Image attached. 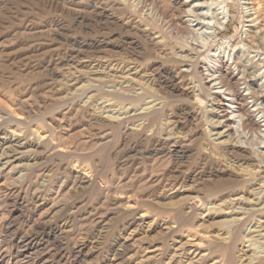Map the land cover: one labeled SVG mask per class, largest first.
<instances>
[{
    "label": "rangeland",
    "instance_id": "obj_1",
    "mask_svg": "<svg viewBox=\"0 0 264 264\" xmlns=\"http://www.w3.org/2000/svg\"><path fill=\"white\" fill-rule=\"evenodd\" d=\"M243 2L0 0V143H25L0 168V264H264V127L218 140L206 76L233 55L246 105L264 110ZM182 59L196 73L181 77Z\"/></svg>",
    "mask_w": 264,
    "mask_h": 264
},
{
    "label": "bare ground",
    "instance_id": "obj_2",
    "mask_svg": "<svg viewBox=\"0 0 264 264\" xmlns=\"http://www.w3.org/2000/svg\"><path fill=\"white\" fill-rule=\"evenodd\" d=\"M185 3H186V1L183 2V4H185ZM242 4H243V6H244V8H245V10L247 12L246 15H245V17H247V20L245 22H251L252 24H255L256 25L255 27H256V29L258 28L257 31H259L258 37L261 38L260 40H262L264 42V27L261 24V21L262 22L264 21V0H248V1L247 0H244V2ZM199 6H201V5H198L197 7H199ZM193 8H196V6L193 7ZM188 10L190 11V9H188ZM199 10L200 9H197L196 8L195 11H194L195 14L193 13L192 15L199 16V14H198L199 13L198 12ZM200 14H202V13H200ZM228 19H229V11H228L227 3H221V4H219L218 7H217V12H216V21H217V27L216 28H218V29L220 27L225 28V24L227 23ZM194 21H196V20H194ZM198 21H199V19H198ZM252 24L251 25L250 24L243 25V26L248 27V26H252ZM193 26L195 27V26H197V24L196 25H190L191 28H193ZM217 36H218V31L216 29L213 32L209 33L208 39H210L212 42H216ZM255 37H256V39L258 38L257 36H255ZM247 42H249V41L247 40ZM214 44H216V43H214ZM183 59L182 60H179V62H178L181 67H184V70H181L180 73H179L181 75V77H185V76H187V75H189L191 73H196V71H197V69L199 68V65H200L199 62H194V61L192 62V60L190 61L188 59H186V60H183ZM232 59H233V55H230L229 56V54H228V57H227L226 60H224V58H222V57L220 58V56L219 57L217 56L216 59H214L212 57H209V59H208L209 60L208 61V65L206 66L207 67V69H206V76L208 77V82L211 83L210 84L211 85V88L214 90L213 91V94L215 96L214 99H217V101H216L217 104H216V110L215 111L219 114V118H221L220 120L218 119L215 122V123H217V127L218 128H222V131L217 132L216 134H214V135H216L218 137V140L220 138H223V137H228L227 139H229V138H231L230 135H233L234 133H236L235 135H237V136L238 135H242V134L244 136L245 135L244 132L258 130L260 128V126H263L264 127V110H261L256 103L255 104L257 106L254 105L255 108H252V109H250V107L248 108V106L246 105L247 104V102H246V99H247L246 96H247L248 93H243V91H240L241 89L238 87L239 84H237V77H236V74H235L236 71H233V69L231 67L232 65H235L234 66V69H235V67H237L239 63L238 62H234L235 60L232 61ZM187 60L190 61V62H188ZM239 65H241V64H239ZM236 70L239 71L238 68ZM205 80H207V78ZM180 89H179V92L181 94H184V95L185 94H188V92H187L188 89L187 90L185 88H183V89L180 88ZM203 92H204V90H203ZM258 98H259V94H258ZM261 98H263V97H261ZM254 106H252V107H254ZM256 111L260 115L259 116V119H255L254 118L253 113L256 112ZM251 137L253 138V136H251ZM236 142H237V140H236ZM221 143L224 144V148L225 149L228 148L229 149V152L232 153V154L233 153H236L238 151H241L242 148H243L241 145H239V144L236 145L235 143H231V142L230 143H227V142L225 143V141H223ZM24 144H23V142H21L19 139H16V138L15 139L12 138L10 140H7L5 143H0V168L2 170L5 169L8 165L9 166L10 165H13L16 162L17 157L15 159V156L17 154L19 155V154L23 153V151H21V150L25 149ZM243 151H245V150H243ZM258 151L255 152V153L253 152V154L256 155V156H260L261 160H263V161L262 162L259 161V162L264 165V151H260V152H258ZM253 157L254 156L251 155V158L252 159H253ZM248 178L249 179L245 183L246 184H250V185L253 186V182H254L253 179H251V177H248ZM253 190H254V188H253ZM260 191H259V193H262ZM256 192H257V190H256ZM263 196H264V194L262 195V197H261L262 200H260V201H261V203L263 205V208H264V198H263ZM263 208H261V209H263ZM239 209H240L239 207H236V209L231 210L232 211L231 214L233 213V214H238L239 215L240 212L237 211ZM261 209H259V210H261ZM250 210H251V208H250ZM232 221H234L233 224H235V228L233 227L234 230H233V233H232V235H234V238H235L236 236H238V233L240 234L241 232H240V228L237 227L238 226L237 224H239V221H237L235 218L232 219ZM44 223L45 224H43L44 226L42 228H45V229L50 228V227H48V225H49L48 223L49 222L44 221ZM233 224L231 225V227L233 226ZM251 232L253 233V231H249V234ZM248 235H245V236L241 235L242 236L241 238H243V240H245L248 237ZM260 235L261 234L258 235V238H259ZM261 236H264V235L262 234ZM44 237H45V235H44ZM239 237H240V235H239ZM25 239L28 240V238H24V242L26 241ZM1 244H3L2 241H0V245ZM257 255H255V254L251 255L246 261L248 263L252 262L254 259H256L258 257ZM230 260L232 261V258H230Z\"/></svg>",
    "mask_w": 264,
    "mask_h": 264
}]
</instances>
